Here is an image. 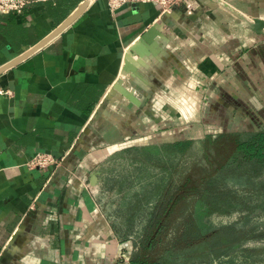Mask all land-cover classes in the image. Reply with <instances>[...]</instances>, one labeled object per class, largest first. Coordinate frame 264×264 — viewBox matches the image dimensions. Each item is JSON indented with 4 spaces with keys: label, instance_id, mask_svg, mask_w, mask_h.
I'll use <instances>...</instances> for the list:
<instances>
[{
    "label": "crops",
    "instance_id": "1",
    "mask_svg": "<svg viewBox=\"0 0 264 264\" xmlns=\"http://www.w3.org/2000/svg\"><path fill=\"white\" fill-rule=\"evenodd\" d=\"M224 1L233 9L201 0L194 18L164 16L172 36L136 60L126 50L160 19L154 3L35 0L0 13V83L12 91L0 96V264H134L133 236L114 231L105 199L111 159L264 130V29L238 15L264 20V0ZM123 58L137 76L124 89ZM36 152L59 165L29 167Z\"/></svg>",
    "mask_w": 264,
    "mask_h": 264
},
{
    "label": "rangeland",
    "instance_id": "2",
    "mask_svg": "<svg viewBox=\"0 0 264 264\" xmlns=\"http://www.w3.org/2000/svg\"><path fill=\"white\" fill-rule=\"evenodd\" d=\"M138 52L134 60L142 59L143 51ZM125 63L128 67L115 82L123 89L137 80L135 65ZM242 157L236 153L216 170L221 159L211 142L202 139L183 148L142 147L115 156L101 176L114 231L132 235L137 252L154 236L145 249L153 264H264V163ZM191 170L196 171L191 180L198 182L199 192L187 194L157 230L155 221L181 192ZM176 234L195 242L173 246Z\"/></svg>",
    "mask_w": 264,
    "mask_h": 264
},
{
    "label": "trees",
    "instance_id": "3",
    "mask_svg": "<svg viewBox=\"0 0 264 264\" xmlns=\"http://www.w3.org/2000/svg\"><path fill=\"white\" fill-rule=\"evenodd\" d=\"M244 135H246V139L242 138ZM205 141L211 142L214 155L221 159L219 161V165L217 166V168H215L216 170L218 168H221L222 165L236 153H241L243 156V160H245L246 162L264 163V130L248 132L245 134L219 133L215 137H207ZM187 143H190V141H177L173 143L172 147L183 148ZM195 172V170H191L187 174L185 181L180 186L181 192H179L177 196L174 195L171 198L161 216L155 221L154 228L159 230L162 227L164 222L163 218L166 219L168 214L173 209H175L180 202H182V199H184L187 194H194L199 192L198 182H195V180H191V177L193 176L192 174H194ZM187 237L189 236L176 234L174 236L175 241L173 243V246L179 247L181 244L190 245L195 242L194 239H189ZM154 238V236H151L148 239L146 246H144L141 251L135 252L133 258L134 264H153L150 260H148V258H146L147 253L145 249H148L151 246Z\"/></svg>",
    "mask_w": 264,
    "mask_h": 264
},
{
    "label": "built area",
    "instance_id": "4",
    "mask_svg": "<svg viewBox=\"0 0 264 264\" xmlns=\"http://www.w3.org/2000/svg\"><path fill=\"white\" fill-rule=\"evenodd\" d=\"M35 0H0V13L22 12L30 3ZM111 11L129 3H154L157 5L160 19L152 24H156L158 34L170 37L174 32L173 25L164 20V16H170L180 11L184 17L194 18L198 14L201 0H106ZM163 16V18H161ZM168 38V37H167ZM12 91L0 83V96H11ZM59 159L49 152H36L27 162L29 167L55 168L59 165Z\"/></svg>",
    "mask_w": 264,
    "mask_h": 264
},
{
    "label": "water",
    "instance_id": "5",
    "mask_svg": "<svg viewBox=\"0 0 264 264\" xmlns=\"http://www.w3.org/2000/svg\"><path fill=\"white\" fill-rule=\"evenodd\" d=\"M220 3H222L223 5H225L226 7H230L227 6L228 4L224 1V0H219ZM85 5V2L82 3L68 18H66L59 26H57V28H55V30L50 33L44 40H42L39 44H37L35 47L31 48L30 50H28L27 52H25L24 54H22L20 57H18L17 59H15L13 61L16 62L17 60L23 58L24 56H26L27 54L31 53L33 50H35L36 48L40 47L42 44L45 43V41H47L48 39H50L51 37H53L55 34H57L59 31H61L65 26H67L83 9ZM230 9H233L230 7ZM235 11V10H234ZM237 13V12H236ZM238 15L243 18L246 22L247 25L250 29L256 31V32H260L263 33V29H264V20L258 18V17H252V18H247L245 15L238 13ZM158 34V28L156 24H152L147 30L146 32H144L141 35V39L145 42V43H150L154 36Z\"/></svg>",
    "mask_w": 264,
    "mask_h": 264
},
{
    "label": "bare ground",
    "instance_id": "6",
    "mask_svg": "<svg viewBox=\"0 0 264 264\" xmlns=\"http://www.w3.org/2000/svg\"><path fill=\"white\" fill-rule=\"evenodd\" d=\"M157 35H161V34H156V35L154 36L153 40L155 39V37H157ZM161 36L167 40V37H165V36H163V35H161ZM139 39H141V38H139ZM153 40H152L150 43H145V42L142 43V41H136V42H134V44L132 45V48L138 50V49H141L142 47H144L146 50H148V51L150 52L149 45L153 43ZM143 44H144L145 46H144ZM151 47H152V46H151ZM142 49H143V48H142ZM126 51L131 52L132 55H133V53L136 52V51H134L133 49H130L129 47L127 48ZM126 53H127V52H126ZM127 54H128V53H127ZM127 54H126V55H127ZM127 56L129 57L130 54H128ZM125 58H126V57H125ZM129 58H130V57H129Z\"/></svg>",
    "mask_w": 264,
    "mask_h": 264
}]
</instances>
